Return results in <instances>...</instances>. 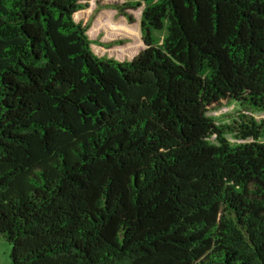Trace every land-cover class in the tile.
Segmentation results:
<instances>
[{"label":"trees","instance_id":"1","mask_svg":"<svg viewBox=\"0 0 264 264\" xmlns=\"http://www.w3.org/2000/svg\"><path fill=\"white\" fill-rule=\"evenodd\" d=\"M91 1L0 0L11 263L264 264V0L109 5L144 9L125 60L96 52Z\"/></svg>","mask_w":264,"mask_h":264},{"label":"rangeland","instance_id":"2","mask_svg":"<svg viewBox=\"0 0 264 264\" xmlns=\"http://www.w3.org/2000/svg\"><path fill=\"white\" fill-rule=\"evenodd\" d=\"M126 1L127 0H92L90 2V7L79 16L80 20L88 21L95 14L99 13L91 29L93 40L101 42L95 46V50L98 54L106 55L109 58L118 57L120 60H125L135 57L140 50L143 49L144 44L141 22L144 9L142 8L134 12L136 23L130 25L126 18L119 16L116 8H109L116 4L122 5L126 3ZM106 46H108V48H105ZM237 110L238 106L236 104L226 106L220 111L212 113V116L218 119H225L221 121V124L229 123L230 121L226 120V118L234 115ZM255 116L258 119H264V113H259ZM228 139L230 142L238 144L253 142V139L239 141L233 136H228ZM262 142L264 143V139ZM11 254L12 246L0 239V264H12Z\"/></svg>","mask_w":264,"mask_h":264}]
</instances>
